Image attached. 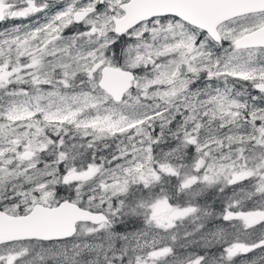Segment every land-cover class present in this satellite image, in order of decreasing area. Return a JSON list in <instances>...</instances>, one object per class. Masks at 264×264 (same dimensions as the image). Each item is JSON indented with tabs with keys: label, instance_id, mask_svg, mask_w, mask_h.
Here are the masks:
<instances>
[{
	"label": "snow or ice",
	"instance_id": "obj_1",
	"mask_svg": "<svg viewBox=\"0 0 264 264\" xmlns=\"http://www.w3.org/2000/svg\"><path fill=\"white\" fill-rule=\"evenodd\" d=\"M0 264H264V0H0Z\"/></svg>",
	"mask_w": 264,
	"mask_h": 264
}]
</instances>
